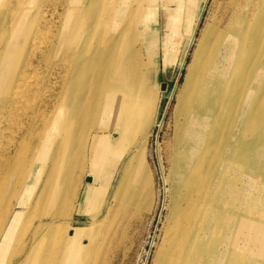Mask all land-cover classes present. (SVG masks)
Wrapping results in <instances>:
<instances>
[{
  "label": "bare ground",
  "instance_id": "obj_1",
  "mask_svg": "<svg viewBox=\"0 0 264 264\" xmlns=\"http://www.w3.org/2000/svg\"><path fill=\"white\" fill-rule=\"evenodd\" d=\"M149 1L0 0V264H91L99 223L73 227L62 209L80 178L92 208L134 146L142 185L156 101ZM162 1L176 53L163 65L183 80L152 264H264V0H224L202 29L209 0Z\"/></svg>",
  "mask_w": 264,
  "mask_h": 264
},
{
  "label": "rangeland",
  "instance_id": "obj_2",
  "mask_svg": "<svg viewBox=\"0 0 264 264\" xmlns=\"http://www.w3.org/2000/svg\"><path fill=\"white\" fill-rule=\"evenodd\" d=\"M224 4V0L208 1L201 21V29L214 16L221 13L220 9L224 8ZM167 6L168 3L165 4L162 0L149 1V9H155V23H153L155 33L149 31L150 40L142 43L144 56L153 60L148 78L151 89L156 93L151 127L144 142L146 168L142 185L135 187L133 177L131 178L132 169L136 164L129 161L130 155L133 156L136 152L133 146L129 149L128 155L124 156L117 168L118 173H115L104 199L102 198L99 204L92 205L91 208L90 205L81 203L80 191L87 184L84 175L80 178L77 197L70 203L71 208H62L63 212L69 213L70 225L73 227H88L93 220L99 223L100 235L96 236L99 242L94 252L97 254H94L91 264H152L164 234L173 185L170 179V160L174 139V107L183 80L181 78L176 84L177 67H170L168 75L161 57L162 54L168 57L173 54V59L176 57L172 50L170 35H163L164 31H169V28H163L161 21L162 10L164 11ZM172 7L175 9L177 4L174 3ZM165 36L168 42H165ZM163 84L164 88H162ZM126 166L128 168L123 186L115 198L114 188L119 182L120 169ZM113 202L116 203L115 207Z\"/></svg>",
  "mask_w": 264,
  "mask_h": 264
},
{
  "label": "water",
  "instance_id": "obj_3",
  "mask_svg": "<svg viewBox=\"0 0 264 264\" xmlns=\"http://www.w3.org/2000/svg\"><path fill=\"white\" fill-rule=\"evenodd\" d=\"M162 88H164V84L162 85ZM86 180L88 181V178Z\"/></svg>",
  "mask_w": 264,
  "mask_h": 264
}]
</instances>
